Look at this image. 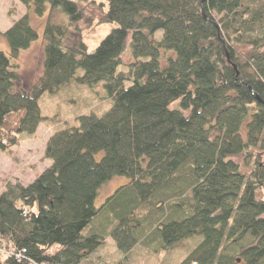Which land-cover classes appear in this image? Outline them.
<instances>
[{
    "label": "trees",
    "instance_id": "16d2710c",
    "mask_svg": "<svg viewBox=\"0 0 264 264\" xmlns=\"http://www.w3.org/2000/svg\"><path fill=\"white\" fill-rule=\"evenodd\" d=\"M19 1L39 16L50 5L44 71L28 88L18 71L39 40L27 14L3 33L0 150L55 123L53 163L0 193L2 264L166 250L179 264H264V0ZM103 24L117 27L89 51L83 25ZM73 83H103L113 106L63 125L44 116L41 99ZM117 176L131 181L97 207ZM110 239L119 257L105 259Z\"/></svg>",
    "mask_w": 264,
    "mask_h": 264
},
{
    "label": "rangeland",
    "instance_id": "374dc122",
    "mask_svg": "<svg viewBox=\"0 0 264 264\" xmlns=\"http://www.w3.org/2000/svg\"><path fill=\"white\" fill-rule=\"evenodd\" d=\"M27 14L30 16L32 26L39 33V40L34 42L28 50L22 51L20 56L18 71L26 88L37 84L43 75V41L45 27L51 14L50 5H48L44 16H39L34 9H28L19 0H0V30L2 32L0 51L9 54L10 46L3 33L7 32L17 20ZM58 15V22L68 23V18L65 15L62 13ZM115 27L117 24H103L92 29L83 25L81 35L89 51H94ZM71 32H73L74 38L79 37L78 31L73 30ZM124 60L128 62L130 57L126 54ZM81 75H83L82 72L79 76ZM113 104L114 101L109 97L103 83L94 86L73 83L55 95H45L40 101L42 114L58 120L60 124L70 123L75 118L89 114L91 111L99 115L104 114ZM54 124L42 123L35 134H20L19 143L16 146L8 151L0 150V193L6 189L10 182H20L26 186L31 184L47 168L52 166L53 162L45 157V150L49 138L55 131ZM103 155L100 153L96 155V158L100 160ZM130 181L127 177L117 176L103 185L96 206L100 207L119 187L128 184ZM114 247L116 246L110 239L107 247L99 252V255L105 259L119 257ZM145 253L140 256L137 255V264H179L185 257L184 254L172 256L167 250L161 251L157 255L156 253L149 254L147 251Z\"/></svg>",
    "mask_w": 264,
    "mask_h": 264
},
{
    "label": "water",
    "instance_id": "95a60500",
    "mask_svg": "<svg viewBox=\"0 0 264 264\" xmlns=\"http://www.w3.org/2000/svg\"><path fill=\"white\" fill-rule=\"evenodd\" d=\"M238 262H240V260H239ZM0 264H2V262H1V261H0Z\"/></svg>",
    "mask_w": 264,
    "mask_h": 264
}]
</instances>
